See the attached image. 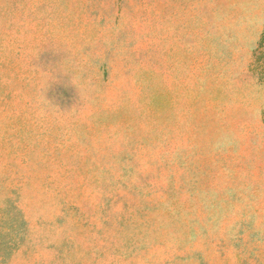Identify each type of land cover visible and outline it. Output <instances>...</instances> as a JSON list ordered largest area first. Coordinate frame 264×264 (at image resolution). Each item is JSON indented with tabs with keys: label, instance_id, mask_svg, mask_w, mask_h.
<instances>
[{
	"label": "rangeland",
	"instance_id": "obj_1",
	"mask_svg": "<svg viewBox=\"0 0 264 264\" xmlns=\"http://www.w3.org/2000/svg\"><path fill=\"white\" fill-rule=\"evenodd\" d=\"M0 264H264V0H0Z\"/></svg>",
	"mask_w": 264,
	"mask_h": 264
},
{
	"label": "clouds",
	"instance_id": "obj_2",
	"mask_svg": "<svg viewBox=\"0 0 264 264\" xmlns=\"http://www.w3.org/2000/svg\"><path fill=\"white\" fill-rule=\"evenodd\" d=\"M234 143V138L231 135L221 136L213 145L215 151H224Z\"/></svg>",
	"mask_w": 264,
	"mask_h": 264
}]
</instances>
